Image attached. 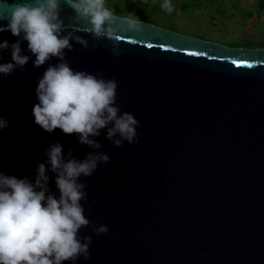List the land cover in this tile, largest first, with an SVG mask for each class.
Returning <instances> with one entry per match:
<instances>
[{"label": "water", "instance_id": "1", "mask_svg": "<svg viewBox=\"0 0 264 264\" xmlns=\"http://www.w3.org/2000/svg\"><path fill=\"white\" fill-rule=\"evenodd\" d=\"M61 9L66 26H83L70 6ZM7 14L0 3V25ZM142 23V32L120 42L118 57L106 38L72 28L87 47L70 40L72 50H64L73 70L118 82V115H134L139 137L119 148L107 138L111 124L92 137L99 149L80 143L78 134L36 125L38 79L60 60L36 67L27 41L0 32V42H9L0 63L11 62L17 40L30 57L23 68L0 74V116L10 125L0 132V172L34 182L54 143L65 158L70 149L78 160L109 155L107 165L78 181L87 184L81 204L89 220L78 237L92 240L90 258L75 264H264V48L229 47ZM47 174V194L59 198L56 174ZM101 225L107 234H96Z\"/></svg>", "mask_w": 264, "mask_h": 264}, {"label": "clouds", "instance_id": "2", "mask_svg": "<svg viewBox=\"0 0 264 264\" xmlns=\"http://www.w3.org/2000/svg\"><path fill=\"white\" fill-rule=\"evenodd\" d=\"M8 13L2 17L7 24L0 32L27 41L35 55L34 66L39 67L57 57L60 62L50 65L38 79L36 103L32 109L34 123L48 133L60 129L65 134H78L80 143L99 149L92 137L107 128V138L119 148L139 142L138 121L129 112L120 113L115 103L118 82L104 79L87 71L73 70L65 60V49L72 50L70 40L87 47V40L73 35V31L92 34L97 40L106 38L112 55H120V42L128 33H140L145 25L134 15L117 16L106 5V0H32L30 4L9 3L0 0ZM61 4H67L76 13L82 27L65 25ZM161 8L171 13V0H163ZM72 28L73 31H68ZM67 31V35H63ZM9 48L7 40L0 42V50ZM30 57L22 54L20 41L11 44V62L0 63V74L7 77L17 66L23 68ZM6 118L0 116V132L9 128ZM118 139H113L116 136ZM65 158L63 146L54 143L45 150L46 162L36 166L35 180L0 172V264H63L83 256L90 258L91 236L78 237L82 226L89 224L81 201H87L86 183L81 176L91 177L98 164L107 165L109 155L90 152L83 160L71 155ZM50 166V167H49ZM56 174L55 184L59 198L49 193L48 171ZM101 225L96 234H107Z\"/></svg>", "mask_w": 264, "mask_h": 264}, {"label": "rangeland", "instance_id": "3", "mask_svg": "<svg viewBox=\"0 0 264 264\" xmlns=\"http://www.w3.org/2000/svg\"><path fill=\"white\" fill-rule=\"evenodd\" d=\"M159 0H106L117 16L129 14L149 24L230 47L264 48L261 0H171V13Z\"/></svg>", "mask_w": 264, "mask_h": 264}, {"label": "flooded vegetation", "instance_id": "4", "mask_svg": "<svg viewBox=\"0 0 264 264\" xmlns=\"http://www.w3.org/2000/svg\"><path fill=\"white\" fill-rule=\"evenodd\" d=\"M140 21H142V22H145L143 19L142 20H140ZM147 23V22H146ZM154 25V24H153ZM159 27V26H158ZM163 28V27H162ZM164 29H166V28H164ZM170 30V29H169ZM172 31H174V30H172ZM175 32H177V31H175ZM179 33V32H178ZM183 34V33H182ZM186 35V34H185ZM190 36H192V35H190ZM195 37V36H194ZM199 38V37H198ZM200 39H202V38H200ZM216 43V42H215ZM221 44V43H220ZM224 45V44H223ZM227 46V45H226ZM230 47V46H229ZM238 48H242V47H238ZM255 49H259V48H255Z\"/></svg>", "mask_w": 264, "mask_h": 264}, {"label": "trees", "instance_id": "5", "mask_svg": "<svg viewBox=\"0 0 264 264\" xmlns=\"http://www.w3.org/2000/svg\"><path fill=\"white\" fill-rule=\"evenodd\" d=\"M159 1H162V0H159ZM259 5L264 8V0H261V3ZM140 20H142V19H140Z\"/></svg>", "mask_w": 264, "mask_h": 264}, {"label": "snow or ice", "instance_id": "6", "mask_svg": "<svg viewBox=\"0 0 264 264\" xmlns=\"http://www.w3.org/2000/svg\"><path fill=\"white\" fill-rule=\"evenodd\" d=\"M233 63H236V61H233Z\"/></svg>", "mask_w": 264, "mask_h": 264}]
</instances>
